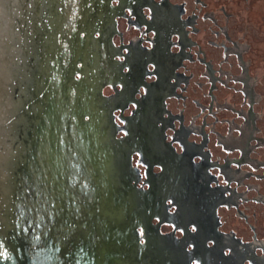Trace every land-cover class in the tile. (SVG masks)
Returning <instances> with one entry per match:
<instances>
[{
    "label": "water",
    "instance_id": "obj_1",
    "mask_svg": "<svg viewBox=\"0 0 264 264\" xmlns=\"http://www.w3.org/2000/svg\"><path fill=\"white\" fill-rule=\"evenodd\" d=\"M259 0H0V264H264Z\"/></svg>",
    "mask_w": 264,
    "mask_h": 264
},
{
    "label": "rangeland",
    "instance_id": "obj_2",
    "mask_svg": "<svg viewBox=\"0 0 264 264\" xmlns=\"http://www.w3.org/2000/svg\"><path fill=\"white\" fill-rule=\"evenodd\" d=\"M252 80L254 82V95L257 101L255 110L257 122L264 129V0H259Z\"/></svg>",
    "mask_w": 264,
    "mask_h": 264
},
{
    "label": "flooded vegetation",
    "instance_id": "obj_3",
    "mask_svg": "<svg viewBox=\"0 0 264 264\" xmlns=\"http://www.w3.org/2000/svg\"><path fill=\"white\" fill-rule=\"evenodd\" d=\"M254 82L252 80L251 82V93H250V104H249V113L252 115V117L257 121L258 115L255 110V104H256V97H253L254 93Z\"/></svg>",
    "mask_w": 264,
    "mask_h": 264
}]
</instances>
